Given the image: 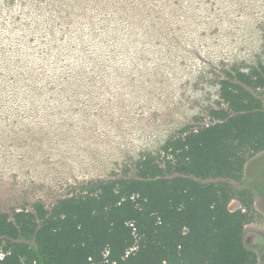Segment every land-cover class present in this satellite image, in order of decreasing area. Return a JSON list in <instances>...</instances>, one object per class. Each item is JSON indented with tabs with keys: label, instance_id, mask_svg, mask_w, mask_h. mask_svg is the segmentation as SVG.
<instances>
[{
	"label": "rangeland",
	"instance_id": "374dc122",
	"mask_svg": "<svg viewBox=\"0 0 264 264\" xmlns=\"http://www.w3.org/2000/svg\"><path fill=\"white\" fill-rule=\"evenodd\" d=\"M257 62L264 0H0V209L131 173L209 121L221 68ZM226 180L247 194L243 241L264 264V150Z\"/></svg>",
	"mask_w": 264,
	"mask_h": 264
},
{
	"label": "trees",
	"instance_id": "16d2710c",
	"mask_svg": "<svg viewBox=\"0 0 264 264\" xmlns=\"http://www.w3.org/2000/svg\"><path fill=\"white\" fill-rule=\"evenodd\" d=\"M218 97L207 123L181 128L131 173L0 209V264H255L247 194L226 179L264 150V63L221 68Z\"/></svg>",
	"mask_w": 264,
	"mask_h": 264
}]
</instances>
